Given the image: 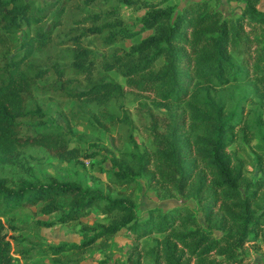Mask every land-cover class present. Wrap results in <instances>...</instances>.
Returning <instances> with one entry per match:
<instances>
[{"label": "trees", "instance_id": "1", "mask_svg": "<svg viewBox=\"0 0 264 264\" xmlns=\"http://www.w3.org/2000/svg\"><path fill=\"white\" fill-rule=\"evenodd\" d=\"M95 1L53 0L35 7L27 1L0 0V162H11L26 146L63 161L96 154L69 146L72 127L83 123L75 120L73 109L59 110L66 129L45 123L42 105L54 99L76 104L90 113V125L104 130L133 124L151 147L138 151L128 139L134 150L109 158V190L121 188L114 197L54 177L38 180L22 172L12 184L0 177V264H13L3 218L31 207L37 214L56 215L36 220L34 228L73 222L91 210L109 217L105 224L82 225L78 243L47 246L54 264L65 252L84 253L95 244L108 247L121 228L133 242L128 264H244V245L264 239L260 0H231L243 4L236 17L223 16L208 0L189 1L173 17L172 8L161 5L163 0L143 2L147 10L139 19L141 30L153 32L120 52L111 46L137 30L127 29L115 8L93 12ZM119 1L128 5L136 0ZM68 18L74 27L66 38L72 46L69 61L33 66L29 59L47 49ZM87 37L101 39L99 48L105 52L100 70L116 72L123 86L98 73L94 77L96 57L84 46ZM48 76L53 77L50 84L40 86ZM235 83L250 84L251 93L230 105L222 92ZM38 84L44 100L28 104ZM126 92L136 97L134 122L121 103ZM110 104L120 116L109 110ZM140 176L157 196L190 199L196 209L185 203L165 211L153 207L139 220L133 196ZM147 239L151 242L143 244Z\"/></svg>", "mask_w": 264, "mask_h": 264}, {"label": "rangeland", "instance_id": "2", "mask_svg": "<svg viewBox=\"0 0 264 264\" xmlns=\"http://www.w3.org/2000/svg\"><path fill=\"white\" fill-rule=\"evenodd\" d=\"M32 3L35 7H41L47 2L53 0H22ZM146 1L159 0H136L134 3L123 5L119 0H96L94 3L93 12L106 11L115 8L118 19L125 24L129 30L136 31L132 38L126 39L121 43H116L111 46L112 51L120 52L127 49L129 46L138 43L150 35L152 30H141L139 19L143 16L147 9L143 8L141 4ZM189 1L197 0H163L162 6H169L173 10L172 17L181 10V8ZM212 7L220 11L223 16L236 17L239 15L243 6L241 2L231 0H208ZM257 8L264 10V0L257 3ZM114 19L113 16L109 17ZM73 23L69 18L56 31V37L46 50L40 54H34L29 62L35 67L50 66L53 64L59 65L65 61H69V56L72 51V46L66 41L69 30L73 29ZM21 33L17 34V38ZM101 39L99 37L93 39L87 37L84 39V46L93 50L96 57L94 77L97 73L104 80L112 81L120 85H124L123 77L119 76L114 71L102 72L100 70L102 53L105 51L99 48ZM110 50V51H111ZM81 77V76H80ZM53 77L48 76L41 81V85H49ZM39 84L29 97L27 103L34 101L40 104L44 98L39 91ZM250 84H232L227 85V88L222 92L226 96L225 102L233 104L244 95L251 93ZM49 90V88H48ZM49 92V91H48ZM54 99L53 102L43 104L42 108L45 111V123L47 125H59L66 129L65 121L59 110L73 109L76 112L75 120H79V126L72 127L73 134L70 136L69 146H77L81 151L87 153H96L93 157L83 158L78 157L74 160L63 161L49 156L43 149L34 146H26L20 148L19 155L9 163L0 162V177H3L12 182L19 178L22 172L26 175L34 177L38 180H45L49 177H54L57 180L76 181L83 187L98 189L100 192L109 194L111 197L116 196L121 191V188L114 187L109 190L111 179V164L109 158L117 156L119 152H131L134 149L131 147L129 140L136 144V149L142 151L150 148L151 143L148 138H145L139 129L133 124L122 125L120 128H108L104 130L98 124L90 125L86 119L87 115L78 106L69 101H62L58 103ZM122 106L127 112L129 120L134 122V106L136 104V97L132 93H124ZM249 102L245 105V110L249 108ZM93 111L92 108H89ZM109 110L115 115L120 116L117 111V106L109 105ZM254 115L258 110L252 112ZM248 150L247 146H245ZM23 171H20L22 170ZM135 213L139 220L147 217V212L150 208L158 207L165 211L171 207L185 203L189 207L196 209V204L190 199L180 197L162 198L155 194L145 183V178L140 176L137 179V187H135L134 196ZM56 215H41L35 212V208L19 209L7 214L3 221L5 228L3 235L10 238L12 244V263L13 264H54L51 255L47 253V246L56 245L59 243H78L81 240L80 227L82 225L95 226L96 224H105L109 217L99 214L96 210H91L89 213L79 218L76 221L66 224H57L51 227H35V221H48L55 218ZM198 222L202 223V214L195 213ZM264 232V227L262 228ZM150 239L142 240V243L147 245ZM141 243V242H140ZM141 243V244H142ZM133 245V242L128 237V231L121 228L108 241V247L102 248L100 245H93L84 253L73 254L69 252L63 253L59 258L57 264H99L100 260H104L103 264H128L126 257L128 249ZM46 250V251H45ZM22 251V252H21ZM26 252V253H24ZM244 252L246 259L244 264H264V239L258 240L254 243H247L244 245Z\"/></svg>", "mask_w": 264, "mask_h": 264}]
</instances>
